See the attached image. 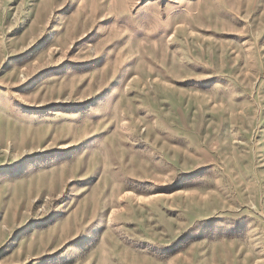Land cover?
Masks as SVG:
<instances>
[{"label": "rangeland", "instance_id": "1", "mask_svg": "<svg viewBox=\"0 0 264 264\" xmlns=\"http://www.w3.org/2000/svg\"><path fill=\"white\" fill-rule=\"evenodd\" d=\"M0 264H264V0H0Z\"/></svg>", "mask_w": 264, "mask_h": 264}]
</instances>
